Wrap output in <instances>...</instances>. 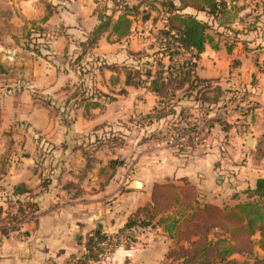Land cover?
Returning <instances> with one entry per match:
<instances>
[{"label":"crops","instance_id":"0c3cea01","mask_svg":"<svg viewBox=\"0 0 264 264\" xmlns=\"http://www.w3.org/2000/svg\"><path fill=\"white\" fill-rule=\"evenodd\" d=\"M21 1L41 4L42 9L46 1L52 0ZM61 1L43 26L49 25L48 32L55 35L49 45L50 53L62 58L68 46L71 52L77 48L72 45V37L76 42L85 40L98 24V17L96 0H66L65 4ZM228 7H234L238 17H243V34L235 39L229 51L221 45H215L214 50L206 46L196 73L200 78L213 80L223 90L225 112L232 111L220 116L227 122V130L215 124L208 132L204 142L212 149L202 155L184 154V151L175 154L164 147V153H139L129 162L133 159L131 153L138 147L137 135L126 143V150L107 149L111 145H107L104 132L97 128L105 123L112 125L114 115L118 120L124 119L125 110L132 112L134 108L116 107L109 110L111 115L77 104L67 109L54 108L49 101L64 93L50 90L64 86L68 71L57 69L49 56L47 60L32 58L28 82L12 80L15 84L8 87L13 88L3 92L0 102V134L9 136L8 145L2 147L10 152L6 171L0 174V184L9 190L8 196L24 202L23 206L29 200L28 194H14V189L25 185L37 203V210L22 222L21 236L2 235L0 264H70L86 253V241L94 231L102 229L106 234L117 235L130 216L149 206L157 184L188 182L196 187L199 201L221 206L234 203L236 194L243 197L244 191L253 188L257 179L264 176V71L261 69L264 0H228ZM185 12L217 25L202 12L192 8ZM148 23L149 20L143 23L137 19L130 35L121 41H115L116 37L108 32L92 50L109 47L116 57L118 50L124 48L144 50L146 45L139 39ZM63 64L69 65L66 61ZM144 89L154 96L149 88ZM35 92L41 95L37 97ZM154 102L137 110L148 114ZM207 118L214 116L210 114ZM136 128L129 127L128 133ZM248 137L254 139L253 146L247 144ZM87 145H94L90 159L85 156ZM114 159L124 163L113 172L108 166ZM45 179L49 184L44 187ZM134 181L141 184L133 185ZM0 211L3 212L1 207ZM176 214L175 208L162 211L154 220L156 225L143 230L131 245H120L110 255L88 264H167L169 252L176 247L169 231Z\"/></svg>","mask_w":264,"mask_h":264},{"label":"trees","instance_id":"16d2710c","mask_svg":"<svg viewBox=\"0 0 264 264\" xmlns=\"http://www.w3.org/2000/svg\"><path fill=\"white\" fill-rule=\"evenodd\" d=\"M111 2L112 7L106 5L97 11L98 24L87 33L85 40L77 42V48L73 51L77 54L73 64H79L106 33L114 35L115 41H121L130 35L137 19L146 22L151 18L150 11H156L161 15L163 25L157 29L155 36V46L158 45L160 56L155 58V53L150 55L146 50L131 52V62L115 68L112 65L107 67L113 71L120 70L125 85L149 88L156 97L155 106L143 117L149 124L164 119L167 124L172 123V130L181 132L186 128L192 133L194 124L189 119L190 108L180 107L178 104L181 100H191L196 106L193 109L198 113L205 117L210 114L215 116L207 124L209 131L215 124L227 130V122L220 117L222 115L220 109L226 106L223 90L215 86L213 80L200 78L196 73L201 55L206 46L213 42L210 29L214 24L185 12L187 8H192L204 13L214 22L219 21L222 16L228 14L227 1L137 0V3L133 4L128 0ZM46 7L48 13L44 21L55 12L52 3H47ZM152 20L156 22L158 17ZM147 48L153 49L154 44ZM68 51L69 46L64 57H67ZM148 57L153 59L149 60ZM12 77L9 67L0 59V102L2 81ZM1 123L0 113V126ZM123 163V160H111L108 170L114 172ZM48 184L47 179L42 183L44 187ZM15 193L29 196L26 205L23 206L21 203L18 205L13 218L14 222L18 223L34 214L37 203L25 185L16 186ZM243 194V197L236 194L234 203L219 206L199 201L196 187L188 182L184 185L157 184L154 187L153 202L130 216L125 227L117 235H126L135 241L136 235L156 225L154 220L159 213L175 208L179 218L172 219L175 223L169 231L176 241V247L169 252L167 264H264V176L259 177L255 186L246 189ZM133 228L136 235L132 236L128 231ZM0 234L2 236L9 233L1 231ZM114 236L104 233L102 229L94 231L86 241V253L77 256V264H88L106 257L104 242L111 244L113 246L111 252L114 251L121 245L118 240L117 242L108 240ZM192 236L197 239L192 240ZM255 247L263 254L258 255ZM237 254H246L247 258L251 257L252 263L233 259L232 257Z\"/></svg>","mask_w":264,"mask_h":264},{"label":"rangeland","instance_id":"374dc122","mask_svg":"<svg viewBox=\"0 0 264 264\" xmlns=\"http://www.w3.org/2000/svg\"><path fill=\"white\" fill-rule=\"evenodd\" d=\"M57 1L56 5L52 3L53 0L51 2L46 1L41 9V4L38 3L27 4L26 2L22 3L21 0H0V59L9 67L13 74L12 78H7V80L2 81V94L13 88V86L12 88L8 87L10 84H15L12 83V80H14V82L17 80L28 82L30 80V71L32 69L31 62L34 60L32 59L33 57H40L41 59L47 60V57L49 56L50 61L56 62L57 69L68 71V75H66L68 80L66 79L64 86L62 85L60 88L50 90L52 92L56 91L58 93H64V96L49 101L53 104L52 106L54 108L64 106L65 109H67L68 107L77 104L81 107L86 106L88 109L98 108L100 112L97 113H108V115L112 114L109 110H114L116 107H122L123 109H127L128 107L129 109L134 108L132 112L129 111L130 113L125 110L126 113L124 115L127 116L123 115L124 119L118 120L114 115L112 120L115 119V121L110 122L112 125L105 123L104 125L102 124V127L97 128V130L101 129L102 132H104L103 136L106 138L107 145H111V147L107 146V149H117V151H120V149L126 150V143L130 138H134V135H137L135 141H137L138 147L136 148V151H133V154L131 153L133 159L131 158V161L129 162H133L135 159L134 157L139 153H151L152 155L164 153V147L175 154L184 151V154L190 153L191 155H202L207 152V149H212L211 147H208L206 142H204L208 136L205 131H202L205 124H209V119H204L202 114L198 113V111H191V108L196 107L195 103L191 100H181L178 104H180V107L190 108L191 121L193 123H198L200 127L198 136L194 135L193 132H189L186 128L177 134V132L172 130V123H164V119L150 124L148 120L144 121L143 112L137 110V107H145L146 104L148 105V103H151L153 100H155V105L156 98L151 96V94H149L144 88L125 85L124 76L121 71H113L107 67L109 64H112L115 68V66L131 62L130 53L137 52V50L133 51L127 48H124V50L122 49V51L118 50L119 56L117 57L114 55V51H111L109 47L97 52L90 50L87 55L80 60L79 64H73L77 54L71 52V50L68 51L67 57L62 56V58L57 57V54L50 53L51 49L49 45L52 44L53 36L55 35L48 32L49 25L47 26L48 29L46 26H43L44 22L47 21L43 20L47 17L48 13L46 4L52 3L53 10L56 12L60 6V0ZM65 1L66 0H62L61 2L65 4ZM226 1L228 4V0ZM134 3H137V0H135ZM107 4H110V6L113 5L111 0H96V14L97 11L104 8ZM150 15L153 18L158 17V20L152 22V19H149V23L146 24V29L142 31L139 41L143 45H146L144 48L146 53H149L150 55L155 53L156 58L160 55L158 52V45L156 44L155 46V36L158 27H162V19L160 18L161 15L156 11H150ZM216 22V27L213 25L212 29H210V35L213 37V42L207 46L214 50L215 45H221L229 51V47H232L235 43V39L238 38V36L241 37L243 34V27H245L243 17H238L237 11L234 7H228V14L222 16V18ZM248 27L254 29L252 25H249ZM70 39L71 36L68 40ZM72 40V45L74 44V46H76L77 40L73 37ZM151 44H154V48L149 50L147 47ZM69 48L71 47L69 46ZM39 50V53L41 54L37 52ZM147 59L151 60L153 58L148 57ZM65 61L69 63V65H64L63 62L65 63ZM24 85L26 84H23V86ZM34 95L38 97L41 94L35 92ZM70 98L72 101L69 100ZM88 99H90L89 102ZM41 102L44 101L41 100ZM232 106V109H234L235 105ZM229 111L231 112L232 110H226L225 112V108L220 109V113H222L221 117H224L223 113H226V115L229 114ZM62 117L64 118L63 115ZM216 119H218V116ZM169 120L171 121V117H169ZM132 126H137L136 130H131L130 133H128L129 127ZM106 128L109 130H106ZM2 134L3 135L0 134V136H2V140L0 139L2 143L0 144V174L6 171L7 154L10 155L9 150L3 149L2 147L4 144L8 145L9 136L5 135V133ZM217 146L218 145H216V148ZM87 148L88 150L85 156L90 159L94 152V145H87ZM8 193L10 194L5 185L0 184V207L3 209L0 217V232L8 231L9 234L21 236L22 232H20V226L22 222H14L13 218L15 217L18 205L20 203L23 205L24 202L18 203L17 199L8 196ZM1 237L0 234V239H2ZM255 251L258 255L263 254L258 247H255ZM247 257L246 254H237L232 258L240 262L246 261L252 263L251 257Z\"/></svg>","mask_w":264,"mask_h":264},{"label":"built area","instance_id":"2783aa9c","mask_svg":"<svg viewBox=\"0 0 264 264\" xmlns=\"http://www.w3.org/2000/svg\"><path fill=\"white\" fill-rule=\"evenodd\" d=\"M261 69L264 71V63L261 65ZM202 117H204V119L207 118L205 116H202ZM207 120H208V118H207ZM193 124H194V128H193L192 132L194 133V135L198 136V132L200 131L199 124L198 123H193ZM202 131H205L206 133H208L209 128L207 127V124H205L204 128L202 129ZM175 132H177V131H175ZM177 134H179V132H177ZM128 234H132V236L136 235V230L134 228L130 229L128 231ZM108 235H112V234H108ZM108 240H110L111 242H117V240H118L121 245H131L134 242V241H132L130 239V237H126V235H115L114 237L109 238ZM103 245L106 247V249H105L106 256L110 255L113 246L111 244L107 243V242H104ZM70 264H77V260L75 259V260L71 261Z\"/></svg>","mask_w":264,"mask_h":264},{"label":"water","instance_id":"95a60500","mask_svg":"<svg viewBox=\"0 0 264 264\" xmlns=\"http://www.w3.org/2000/svg\"><path fill=\"white\" fill-rule=\"evenodd\" d=\"M247 144L249 146H252L254 144V139L252 137H248L247 138ZM141 183L140 182H137V181H134L133 182V185H140Z\"/></svg>","mask_w":264,"mask_h":264},{"label":"bare ground","instance_id":"6f19581e","mask_svg":"<svg viewBox=\"0 0 264 264\" xmlns=\"http://www.w3.org/2000/svg\"><path fill=\"white\" fill-rule=\"evenodd\" d=\"M253 145H254V144H253ZM253 145H252V146H253Z\"/></svg>","mask_w":264,"mask_h":264}]
</instances>
